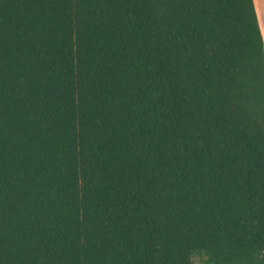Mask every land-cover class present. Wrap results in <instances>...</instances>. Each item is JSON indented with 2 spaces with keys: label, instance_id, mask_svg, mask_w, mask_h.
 <instances>
[{
  "label": "trees",
  "instance_id": "1",
  "mask_svg": "<svg viewBox=\"0 0 264 264\" xmlns=\"http://www.w3.org/2000/svg\"><path fill=\"white\" fill-rule=\"evenodd\" d=\"M261 246L253 0H0V264Z\"/></svg>",
  "mask_w": 264,
  "mask_h": 264
},
{
  "label": "clouds",
  "instance_id": "2",
  "mask_svg": "<svg viewBox=\"0 0 264 264\" xmlns=\"http://www.w3.org/2000/svg\"><path fill=\"white\" fill-rule=\"evenodd\" d=\"M264 253V246L260 248H253L252 252L246 254L248 256L249 264H258V255ZM244 257L240 255H234L233 260L235 264H240ZM216 264L215 257L210 256L206 249H193L188 254V264H208L209 261Z\"/></svg>",
  "mask_w": 264,
  "mask_h": 264
},
{
  "label": "crops",
  "instance_id": "3",
  "mask_svg": "<svg viewBox=\"0 0 264 264\" xmlns=\"http://www.w3.org/2000/svg\"><path fill=\"white\" fill-rule=\"evenodd\" d=\"M253 2H254V7L257 14L259 26L261 29L263 46H264V0H253Z\"/></svg>",
  "mask_w": 264,
  "mask_h": 264
}]
</instances>
